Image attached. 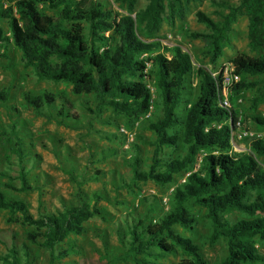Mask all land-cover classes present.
<instances>
[{
	"label": "trees",
	"instance_id": "1",
	"mask_svg": "<svg viewBox=\"0 0 264 264\" xmlns=\"http://www.w3.org/2000/svg\"><path fill=\"white\" fill-rule=\"evenodd\" d=\"M149 1L134 19L131 15L115 14L99 0H0V23L5 22L8 29L6 33L0 26V58L9 59V49L17 50L23 66L31 69L37 80L70 87L73 96L83 98L78 101L81 108L99 119L100 124L117 127L121 122L130 128L140 121L141 128L154 136L148 168L141 169L136 142L131 144L134 153L127 163L133 183L152 182L160 187L174 184L167 210L154 218L153 205L143 217L132 222L126 219L125 230L120 226L117 229L123 252L108 264H158L156 261L166 255H179V264H208L199 245L176 231V227L193 229L197 223L193 208L205 211L210 226L209 244H225V256L217 264H264V254L257 248L258 242L264 243V163L260 161L264 158V136L246 138L244 151H233V144H238L233 138L237 112L222 105L220 76H213L197 60L195 67L190 53L179 45L162 46L165 38L153 36L152 31L158 28L164 0ZM127 3L131 11L135 0ZM238 3L234 6L217 2L227 11L221 13L218 22L202 12L196 15L209 32L192 33L190 37L204 41L210 65H215L223 55L230 25L242 11L248 15L251 49L257 51L264 43V0ZM181 6L182 0H169L170 13L178 12ZM230 63L239 76L231 100L241 91L257 87L258 83L248 82V77L259 78L264 84V57L239 55ZM191 76L197 81L195 90L189 91ZM149 82L155 88V100ZM263 97L264 92L253 99V112ZM6 99L0 93V101ZM22 100L37 116L57 125L73 129L82 123L76 104L64 92H26ZM105 112L111 116L100 121ZM248 118L264 129V116ZM17 133L14 123L9 135L16 140V148L11 151L19 160L20 187L6 188L19 193L39 192L40 188L29 183L23 161L30 158H26ZM121 133L119 130L104 138L115 142ZM164 149H182L184 155L166 158L161 155ZM118 151L116 147H107L99 152L95 163L115 157ZM199 156V167L193 170ZM32 158L35 160L36 156ZM187 172L183 182H174L177 175ZM101 174V170L88 177L81 174L78 182L72 172L70 181L78 186V191L68 201L59 199L61 209L44 212L37 219L29 215L25 202L12 199L1 190L0 211L11 216L18 214L23 224L42 231L38 245L49 251L51 261L65 259L75 253L76 247L69 244L56 254L57 246L70 237L82 236L85 223L95 217L107 222L108 213L97 207L106 200L105 195L81 190L85 183L97 182ZM236 214L241 217L232 218ZM27 239L36 243L32 233L27 234ZM11 254L16 260L14 244Z\"/></svg>",
	"mask_w": 264,
	"mask_h": 264
},
{
	"label": "rangeland",
	"instance_id": "2",
	"mask_svg": "<svg viewBox=\"0 0 264 264\" xmlns=\"http://www.w3.org/2000/svg\"><path fill=\"white\" fill-rule=\"evenodd\" d=\"M99 1L115 14L131 15L134 19L136 14L143 12L150 2L149 0H135L133 9L130 11L127 0ZM217 2H227L234 6L239 4L238 0H182L180 10L170 13L169 0H164V12L160 16L158 28L152 31L153 36L165 38L161 41L162 46L179 45L183 51L190 53L195 67L199 63L213 73L218 72L222 66L228 65L231 59L239 55L264 57V43L257 51L250 47L248 15L242 11L237 15L235 22L230 25L227 34L228 45L224 47L223 55L215 65L208 63L204 53V41L192 39L190 35L209 32L203 24L198 22L196 16L198 12L204 13L215 22L221 20V13H227L224 8L217 5ZM0 26L4 32L8 33L5 22H1ZM8 57L9 59L0 58V93L7 96L5 101H0V190L12 199L25 202L29 206V215L37 219L44 212L49 213L55 209H61L59 199L63 198L68 201L78 191V186L70 181L72 172L79 182L81 174L88 177L95 170H101L103 174L99 176V180L85 183L81 186V190L87 193L93 191L103 193L106 200L100 201L97 207L108 212V215H106L107 222H104L101 217L89 220L85 223V233L82 236L70 237L56 247L57 254L60 249L73 244L76 247L74 254L65 259L51 261L49 251L38 245L42 242L40 236L42 231L23 224L18 214L11 216L6 211H0V264H13L14 262L16 264H108L107 262L113 261L123 252V246L118 241L117 229L120 226L122 230H125L126 219L132 222V219L143 217L153 205L155 206L154 218L167 210V202L164 205L163 199L166 198L168 201L169 190L173 189L174 184L160 187L152 182L133 183L130 166L127 163L134 153L131 144L136 142L140 148L141 169L146 170L151 163L153 152L151 144L154 136L141 128L140 121H136L137 126L132 123L130 128L121 125V122L116 124L117 127L100 124L99 119L81 108L78 101L83 98L73 96L70 87L61 83L37 80L33 71L23 66L17 50L9 49ZM196 81L194 76L188 78L189 91L195 90ZM247 81L257 82L258 85L254 89L241 91L232 100L233 95H228V108L237 112L239 122L233 136L240 144H233L235 152L244 151V139L264 136V129H259L248 118L251 115L264 116V97L255 112L251 108L253 99L259 98L264 92V84L255 77H248ZM149 86L152 99L155 100V88L151 82ZM26 92L33 95L66 93L68 98L76 104V112L81 116L82 123L76 128L68 129L53 121H48L45 117L37 116L29 107H26L22 100V94ZM109 116H111L110 113L105 112L100 121ZM14 123L19 130L17 136L22 140V149L27 155L26 158H30L23 161L29 183L33 187L40 188L39 192L32 190L19 193L6 188L8 185L15 188L20 187L17 180L19 160L11 151L12 148H16V140L9 135L10 127ZM89 129L91 133H88ZM120 129L124 132L118 135L115 142L104 138L111 133H119ZM97 131L101 134H97ZM137 136H140V139ZM109 146L118 148V155L104 162L95 163L99 152ZM161 155L166 158H175L184 155V151L164 149ZM32 156H36L35 160ZM200 158L199 156L196 159L193 170L198 169ZM260 161L264 163V158H260ZM187 175L188 172L177 175L174 182H183ZM191 211L197 218L193 229L185 231L176 227V231L199 245L208 264H217L225 256V244L223 241L213 245L209 244L210 226L205 217V211L197 208ZM235 217L241 216L237 214L232 216V218ZM28 233L35 235L36 243L28 241ZM13 244L17 254L16 260L11 254ZM257 248L264 254V243L258 242ZM181 260L179 255H166L156 262L158 264H179ZM113 264L133 263L115 261Z\"/></svg>",
	"mask_w": 264,
	"mask_h": 264
},
{
	"label": "built area",
	"instance_id": "3",
	"mask_svg": "<svg viewBox=\"0 0 264 264\" xmlns=\"http://www.w3.org/2000/svg\"><path fill=\"white\" fill-rule=\"evenodd\" d=\"M212 75L213 76H220L221 78V84H222V87H221V93H222V105L226 108L229 107V104H228V95H231L232 94V91H233V86L235 84H237L239 82V76H237L235 73H234V68H233V65L231 63H229L228 65L226 66H222L218 72L216 73H213L212 72ZM149 116L146 115V118ZM237 124H239V122H237ZM135 126H137V122L135 123ZM121 132H124L123 129H120ZM173 189H170L169 190V193L172 192ZM167 200L166 198L163 199V203L164 205L166 204Z\"/></svg>",
	"mask_w": 264,
	"mask_h": 264
},
{
	"label": "crops",
	"instance_id": "4",
	"mask_svg": "<svg viewBox=\"0 0 264 264\" xmlns=\"http://www.w3.org/2000/svg\"><path fill=\"white\" fill-rule=\"evenodd\" d=\"M108 213V212H107Z\"/></svg>",
	"mask_w": 264,
	"mask_h": 264
}]
</instances>
